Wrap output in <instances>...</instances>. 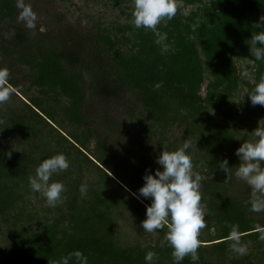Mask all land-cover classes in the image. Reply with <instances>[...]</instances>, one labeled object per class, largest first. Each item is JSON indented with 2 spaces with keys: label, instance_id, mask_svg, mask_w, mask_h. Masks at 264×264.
I'll return each instance as SVG.
<instances>
[{
  "label": "trees",
  "instance_id": "trees-1",
  "mask_svg": "<svg viewBox=\"0 0 264 264\" xmlns=\"http://www.w3.org/2000/svg\"><path fill=\"white\" fill-rule=\"evenodd\" d=\"M178 1L198 6L187 15L177 7L153 31L130 23L84 25L56 11L29 29L18 19L16 0H0V67L17 88L0 106V264H50L75 250L89 264H145L149 251L157 254L153 264H173L167 228L141 227L151 201L134 198L125 186L138 192L145 170L159 167L160 152L186 139L208 225L198 264H264V241L255 231L264 212L249 210L251 189L234 175V153L245 136L227 123L239 115L232 99L240 86L250 91L264 76V61L250 51L264 0ZM25 2L41 13L38 1ZM236 58L252 61L244 65L252 82L239 78ZM243 98V119H264V106ZM57 153L70 167L52 177L67 189L53 208L29 189L28 178ZM225 159L228 178L219 168ZM236 184L243 186L239 194ZM126 220L138 223L132 234L122 229ZM228 224L239 225L247 255L229 250ZM182 264H191L190 257Z\"/></svg>",
  "mask_w": 264,
  "mask_h": 264
},
{
  "label": "clouds",
  "instance_id": "clouds-1",
  "mask_svg": "<svg viewBox=\"0 0 264 264\" xmlns=\"http://www.w3.org/2000/svg\"><path fill=\"white\" fill-rule=\"evenodd\" d=\"M19 9L18 19L25 22L26 27L35 29L37 14L32 6L25 0H16ZM177 13V0H134V26L137 29L145 28L156 31V26L162 20H171ZM261 29L251 37V56L255 61H264V15L259 22L253 25ZM43 30V29H41ZM163 37L157 40L161 44ZM25 66V71H27ZM248 72L243 71L241 76L248 77ZM10 72L7 68L0 67V106L4 105L9 98L17 92V88L10 84ZM162 83L154 87L160 88ZM252 106H264V76L259 78L255 87L246 91ZM245 96V95H244ZM244 99V98H243ZM258 121L257 127L251 132L252 139L244 142L235 150L239 158V164L235 168L234 175L237 180L245 182L250 191V197L245 202L250 206L253 213L264 212V124ZM240 140V139H239ZM191 142L184 140L182 145L174 151L160 152L155 163L159 166L155 170L146 169L143 176V186L138 192H131L134 198L143 197L150 200L146 205L145 219L141 227L147 233H154L167 228L165 239L172 249L173 264H182L186 256L190 257L191 264H198L201 240L199 239L202 229L208 227L206 224L205 205L201 203L200 192L201 176L194 172L192 157L190 155ZM11 153L7 155L10 156ZM70 162L64 153H57L49 158L43 159L36 167L35 175L28 178V187L32 192L40 193L46 200L48 206L57 207L64 202L63 193L67 191L64 183L52 181L54 174L66 171ZM219 168L226 174L231 175L228 160L219 163ZM81 197L87 195V186L79 188ZM230 229L226 240L229 241V250L238 256L248 254V246L242 240L238 224H228ZM215 231V228L210 229ZM255 231L258 239L264 241V225H256ZM163 247V243L161 244ZM156 253L149 251L145 254V264H153ZM89 264L88 256L82 251L75 250L50 264Z\"/></svg>",
  "mask_w": 264,
  "mask_h": 264
},
{
  "label": "rangeland",
  "instance_id": "rangeland-1",
  "mask_svg": "<svg viewBox=\"0 0 264 264\" xmlns=\"http://www.w3.org/2000/svg\"><path fill=\"white\" fill-rule=\"evenodd\" d=\"M38 1V7L41 13L36 12L38 19L45 18L44 15H47V12L56 11L58 13H63L65 17L71 21L76 22L80 21V23L84 25H90L92 22H99L101 25H117V24H125L130 23L134 25V18L132 12L134 10V0L128 3L126 6H115L112 3L106 0H36ZM206 3H209L210 0H204ZM198 4L194 5H185L182 1L177 0V7L180 8L182 14L187 15L190 11L195 10ZM37 19V20H38ZM164 20L161 21L163 23ZM160 24V23H159ZM158 24V25H159ZM157 27V26H156ZM252 65V61L248 59H239L236 58L234 62V68L238 73L240 79H243L241 73L243 71L248 72L249 81H253V73L251 69H246L244 67L245 64ZM246 94V87L240 86L237 90L236 94L233 96V102L236 105V111H238L239 115L234 116L232 119L227 121L229 126H233L236 130L244 133V140L252 139L251 132L257 127V124H254L251 121H247L243 119L242 114L240 113V105H238V101L243 99V96ZM20 99L24 100V96L18 93ZM17 103L19 104V100ZM16 102V101H15ZM260 121V120H259ZM264 124V121L261 122ZM244 142V141H243ZM91 151L93 150V143L90 145ZM233 191L239 194L243 186H238L237 184L232 188ZM138 223L134 221H122V229L123 231H127L132 234L133 230L131 227L136 226ZM132 225V226H131ZM212 229V228H211ZM211 231V230H210ZM213 232V231H211ZM201 235H204V229L201 230Z\"/></svg>",
  "mask_w": 264,
  "mask_h": 264
}]
</instances>
